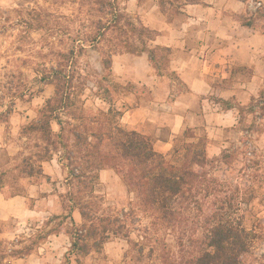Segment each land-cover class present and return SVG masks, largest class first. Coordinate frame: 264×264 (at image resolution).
<instances>
[{"label": "clouds", "instance_id": "9594fccd", "mask_svg": "<svg viewBox=\"0 0 264 264\" xmlns=\"http://www.w3.org/2000/svg\"><path fill=\"white\" fill-rule=\"evenodd\" d=\"M0 264H264V0H0Z\"/></svg>", "mask_w": 264, "mask_h": 264}]
</instances>
